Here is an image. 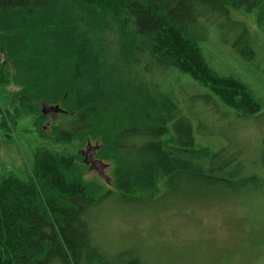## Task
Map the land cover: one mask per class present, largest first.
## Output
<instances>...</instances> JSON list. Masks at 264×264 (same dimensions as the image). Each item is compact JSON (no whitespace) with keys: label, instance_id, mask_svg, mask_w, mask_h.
<instances>
[{"label":"trees","instance_id":"16d2710c","mask_svg":"<svg viewBox=\"0 0 264 264\" xmlns=\"http://www.w3.org/2000/svg\"><path fill=\"white\" fill-rule=\"evenodd\" d=\"M201 19L235 32V49L243 45L245 59H259L264 0H0V87L10 90L0 125L12 131L29 118L33 128L23 132L41 141L26 178L0 177V264H156L136 252L102 250L85 208L112 194L171 196L174 210L185 194L226 199L199 193L187 178L229 182L240 168L215 166L222 153L197 147L178 96L139 68L160 61L252 118L261 100L245 81L207 64ZM55 105L64 118L46 132L41 106ZM87 139L101 145L98 159L112 163L114 189L95 193L79 157L62 149ZM241 178L236 184H264V146L259 165ZM246 195L239 201L248 203Z\"/></svg>","mask_w":264,"mask_h":264},{"label":"rangeland","instance_id":"374dc122","mask_svg":"<svg viewBox=\"0 0 264 264\" xmlns=\"http://www.w3.org/2000/svg\"><path fill=\"white\" fill-rule=\"evenodd\" d=\"M200 22L208 24L207 37L199 43L207 64L220 75L245 81L261 100L252 118L234 113L206 89L160 61L145 71L139 68L160 88L170 89L178 96L194 128L197 147L207 148L211 154L222 153L215 166L230 162V169L240 168L238 176L228 179L229 182L219 181L217 174L212 179L187 178L193 183L189 186L196 187L199 193L218 196L224 193L226 199L220 201L215 196L198 200L192 193L185 194L177 201L178 210H174L175 206L168 205L171 196L131 201L112 194L88 205L83 218L93 233L91 238L102 250L106 247L113 252H136L156 264H264V184L261 181L236 184L259 165L264 146V32L256 29L262 34L259 59H245L242 52L247 49L243 45L242 50L234 47L235 32L226 33L218 25L206 24L202 19ZM9 92L0 87V107L7 106ZM46 115L48 118L42 124L46 132L64 118L61 114ZM30 123L29 118L23 120L12 131L0 125V177L14 172L26 178L33 148L41 144L35 132L31 135L23 132L33 128ZM237 140L247 145L246 148L237 144ZM100 146L98 141L87 139L62 147L76 154L78 162L87 168L82 178L95 193L109 187L114 189L112 163L96 157ZM86 152L92 161L106 165L104 175L108 183L89 169L91 163L85 160ZM241 192L247 194L245 199L249 196L248 203L239 201ZM194 199L196 203L192 202Z\"/></svg>","mask_w":264,"mask_h":264},{"label":"water","instance_id":"95a60500","mask_svg":"<svg viewBox=\"0 0 264 264\" xmlns=\"http://www.w3.org/2000/svg\"><path fill=\"white\" fill-rule=\"evenodd\" d=\"M42 113L44 115L46 114H58V113H64V111L59 107V105L50 106V107H42L41 109ZM88 159V152L85 153V160ZM106 168V165L101 163L98 160H94L91 162L89 169L95 170L98 172V175L105 180L106 183H108V178L104 175V169Z\"/></svg>","mask_w":264,"mask_h":264},{"label":"flooded vegetation","instance_id":"af4514ba","mask_svg":"<svg viewBox=\"0 0 264 264\" xmlns=\"http://www.w3.org/2000/svg\"><path fill=\"white\" fill-rule=\"evenodd\" d=\"M88 161H87V163H91L92 162V160H91V155H88ZM93 171H95V170H93ZM97 172V171H96ZM98 173V172H97ZM110 188V187H109Z\"/></svg>","mask_w":264,"mask_h":264}]
</instances>
